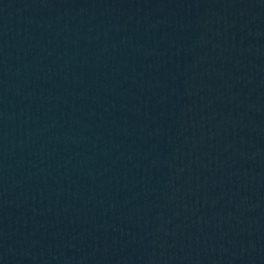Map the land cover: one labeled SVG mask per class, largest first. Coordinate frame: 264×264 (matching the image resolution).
<instances>
[{
	"label": "water",
	"instance_id": "1",
	"mask_svg": "<svg viewBox=\"0 0 264 264\" xmlns=\"http://www.w3.org/2000/svg\"><path fill=\"white\" fill-rule=\"evenodd\" d=\"M0 264H264V0H0Z\"/></svg>",
	"mask_w": 264,
	"mask_h": 264
}]
</instances>
